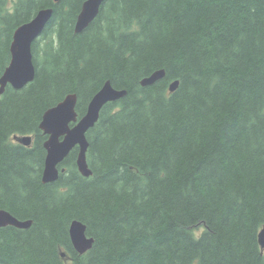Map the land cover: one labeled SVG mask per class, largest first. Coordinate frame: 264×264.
Masks as SVG:
<instances>
[{"label":"trees","instance_id":"1","mask_svg":"<svg viewBox=\"0 0 264 264\" xmlns=\"http://www.w3.org/2000/svg\"><path fill=\"white\" fill-rule=\"evenodd\" d=\"M84 1L0 0V76L15 29L53 9L35 79L0 96V209L32 221L0 228V264H264V0H104L76 34ZM107 80L126 95L86 134L92 175L74 148L43 184V113L76 94L80 119Z\"/></svg>","mask_w":264,"mask_h":264},{"label":"water","instance_id":"2","mask_svg":"<svg viewBox=\"0 0 264 264\" xmlns=\"http://www.w3.org/2000/svg\"><path fill=\"white\" fill-rule=\"evenodd\" d=\"M104 0H85L81 10L76 18L74 32L76 34L83 32L98 16L101 5ZM52 9H42L29 22L20 25L12 35L10 43V60L0 77V95H2L7 86L14 90H20L35 79V66L31 52L32 42L40 35L52 16ZM164 70H157L140 81L142 87H148L164 78ZM178 87V81H173L169 85V92L172 93ZM125 95L124 91H117L109 82L94 95L90 101L87 112L80 118H77L75 111L76 97L67 96L63 102L55 107L48 109L39 125L40 129L48 135V140L44 146L48 152L46 169L42 177L43 183H51L57 180L58 171L55 168L70 150L77 146L79 154L77 157V166L84 176L91 173L87 170L86 152L88 142L86 140L87 132L94 127L99 118L101 109L108 103L121 99ZM16 141L22 144H29L30 137H14ZM11 225L21 227L11 216L0 211V227ZM29 223H27V227ZM72 244L74 250L79 254H84L91 247V240H86L83 226L73 235ZM258 243L261 252H264V230L258 236Z\"/></svg>","mask_w":264,"mask_h":264},{"label":"bare ground","instance_id":"3","mask_svg":"<svg viewBox=\"0 0 264 264\" xmlns=\"http://www.w3.org/2000/svg\"><path fill=\"white\" fill-rule=\"evenodd\" d=\"M55 1H57V0H55ZM43 9H52V8H43ZM40 10H42V9H40ZM40 10H38L37 12H39ZM81 10V9H80ZM52 11H53V9H52ZM37 14V13H36ZM35 14V15H36ZM32 20V19H31ZM29 22V21H28ZM27 23V22H26ZM23 24H25V23H23ZM46 27V26H45ZM45 29V28H44ZM43 32V31H42ZM42 32L40 33V35L42 34ZM40 35L35 39V40H37L39 37H40ZM34 40V41H35ZM33 41V42H34ZM32 42V43H33ZM31 47H32V45H31ZM2 75V74H1ZM149 76V75H148ZM1 77V76H0ZM147 77V76H146ZM141 81V80H140ZM140 81H139V84H140ZM107 82H109L110 83V85L112 86V84H111V82L109 81V80H107V81H105L104 83H103V85L105 84V83H107ZM31 83V82H30ZM29 84V83H28ZM27 84V85H28ZM103 85L100 87V89L103 87ZM25 87V86H24ZM23 87V88H24ZM113 87V86H112ZM114 88V87H113ZM99 89V90H100ZM115 89V88H114ZM98 90V91H99ZM117 91H124L125 92V95H126V91L125 90H119V89H116ZM97 91V92H98ZM96 92V93H97ZM95 93V94H96ZM94 94V95H95ZM69 95H71V96H75L76 97V103H77V96H76V94H67L60 102H58L57 104H59V103H61V102H63V100L67 97V96H69ZM94 95L91 97V99L89 100V102H88V104H87V107H86V110H85V113L87 112V108H88V105H89V103H90V101L92 100V98L94 97ZM124 95V96H125ZM1 96V95H0ZM123 96V97H124ZM122 97V98H123ZM120 100V99H119ZM116 101H118V100H116ZM115 102V101H114ZM109 103H112V102H108L107 104H109ZM56 104V105H57ZM106 104V105H107ZM56 105H54V106H52V107H55ZM105 105V106H106ZM104 106V107H105ZM52 107H50V108H52ZM103 107V108H104ZM50 108H48V109H50ZM102 108V109H103ZM47 109V110H48ZM101 109V110H102ZM46 110V111H47ZM45 111V112H46ZM44 112V113H45ZM101 112V111H100ZM44 113H43V115H44ZM84 113V114H85ZM43 115H42V117H43ZM99 116H100V113H99ZM99 119V118H98ZM41 121H42V118H41ZM41 121H40V123H41ZM97 123V122H96ZM40 125V124H39ZM39 129H40V127H39ZM41 130V129H40ZM42 131V133L44 134V135H46V140L43 142V148H44V151H45V158H44V162H43V169H42V173H41V182L43 183V181H42V177H43V174H44V172H45V169H46V162H47V159H48V152H47V150H46V148H45V146H44V144H45V142L48 140V135L47 134H45L44 132H43V130H41ZM23 136H25V137H30L31 138V141L29 142V144H22V143H20L19 141H16L15 139H14V137H20V136H13L12 137V140H13V142L14 143H17V144H19V145H21V146H24V147H30L31 145H32V136H30V135H23ZM86 137V136H85ZM86 140H87V138H86ZM88 142V141H87ZM74 148H77V156H76V167H77V170H78V172H79V174L81 175V176H83V177H85V178H87V177H90L91 175H92V172H91V170H90V168H89V166L87 167V170L91 173L89 176H84V175H82V173L80 172V170H79V168H78V166H77V157H78V154H79V149H78V147L77 146H75V147H73L71 150H70V152L74 149ZM69 152V153H70ZM69 153L60 161V162H58L57 164H56V166H55V168L57 169V171H58V177H59V172H63V169L62 170H59V165L64 161V159L69 155ZM58 179V178H57ZM57 181V180H56ZM55 182V181H54ZM51 183H53V182H51ZM43 184H49V183H43ZM0 211H3V212H5V213H7L9 216H11L17 223H19V224H21V225H24V226H21V227H15V226H11V225H6V226H2V227H0V228H3V227H7V226H11V227H14V228H17V229H22V230H26V229H29L30 227H31V224H32V221L31 220H19V219H17L16 217H14L12 214H10L8 211H6V210H3V209H0ZM27 223H29V226L27 227ZM83 226V228H84V236H85V239L86 240H91V247H92V245H93V242H94V240H93V238L92 237H89V236H87V234H86V226L82 223V222H80V221H78V220H73V221H71L70 222V224H69V228H68V234H69V238H70V241H71V245H72V247H73V244H72V237H73V235H75V233L81 228ZM264 230V227L263 228H261V230L259 231V233H258V236H259V234L262 232ZM258 245H259V248H260V251H261V247H260V244L258 243ZM91 247H90V249H91ZM73 249H74V247H73ZM90 249H88L87 251H89ZM86 251V252H87ZM79 254V253H78Z\"/></svg>","mask_w":264,"mask_h":264}]
</instances>
